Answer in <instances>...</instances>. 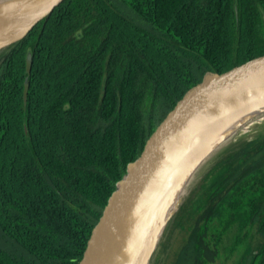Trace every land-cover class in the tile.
<instances>
[{
	"label": "trees",
	"instance_id": "1",
	"mask_svg": "<svg viewBox=\"0 0 264 264\" xmlns=\"http://www.w3.org/2000/svg\"><path fill=\"white\" fill-rule=\"evenodd\" d=\"M261 60L264 0H61L0 53V264H81L165 119L210 75ZM232 151L175 221L173 264L212 261L207 226L223 215L259 235L238 264H264V135Z\"/></svg>",
	"mask_w": 264,
	"mask_h": 264
},
{
	"label": "water",
	"instance_id": "2",
	"mask_svg": "<svg viewBox=\"0 0 264 264\" xmlns=\"http://www.w3.org/2000/svg\"><path fill=\"white\" fill-rule=\"evenodd\" d=\"M60 1L48 0L20 29L0 41V49L20 40ZM14 19L4 21V26ZM31 62L32 53L28 49L24 105ZM261 108H264V60L227 76L210 75L165 119L141 154L127 164L125 175L94 225L81 264H142L148 256L146 247H141V251L139 248L145 228L184 161ZM259 137L253 135L249 140Z\"/></svg>",
	"mask_w": 264,
	"mask_h": 264
},
{
	"label": "rangeland",
	"instance_id": "3",
	"mask_svg": "<svg viewBox=\"0 0 264 264\" xmlns=\"http://www.w3.org/2000/svg\"><path fill=\"white\" fill-rule=\"evenodd\" d=\"M4 50L5 48L0 49V53ZM230 136L228 134L227 139ZM251 136L252 133L245 135L244 138L250 139ZM244 138L233 143L247 140ZM233 143L231 142L229 147L234 146ZM231 151L224 150L221 155L203 160L204 162L198 165L196 160L192 159V163L182 166L169 184L165 196L162 194L165 198L162 196L158 201L159 205L145 228L139 248L141 251V247H146L148 256L142 264H173L174 254L183 234L175 228V221L177 224L181 212L188 207L190 201L201 199L212 184L230 172V168L226 170L216 168L221 167L226 158L233 153ZM214 170L216 172L212 173ZM225 218L226 215L216 218L207 226L206 241L210 247L216 249L214 259L208 264H238L246 249L253 247L259 240L255 227L252 224L243 227L238 219L224 229Z\"/></svg>",
	"mask_w": 264,
	"mask_h": 264
},
{
	"label": "bare ground",
	"instance_id": "4",
	"mask_svg": "<svg viewBox=\"0 0 264 264\" xmlns=\"http://www.w3.org/2000/svg\"><path fill=\"white\" fill-rule=\"evenodd\" d=\"M47 1L48 0H0V41L20 29ZM12 17H15V19L11 24L5 27L4 21ZM241 120V122L238 121L236 124L230 127L227 132H223L217 138L207 143L195 155L193 154L192 156H189L184 161V164H190L196 160L198 165L203 160L205 161L210 157L214 158L218 155H221L224 150H233L234 148L245 144L247 141H250L249 138H244L245 135L251 133L255 137L264 135V108L252 112ZM228 134L232 136H230L229 139H227ZM241 138L247 140H243V142L240 141L236 144L233 143V141ZM231 142L233 143L232 145H234L232 146L233 148L229 147ZM192 159L194 160L192 161ZM196 163L194 168L196 167ZM193 172L194 170L192 171V175Z\"/></svg>",
	"mask_w": 264,
	"mask_h": 264
}]
</instances>
